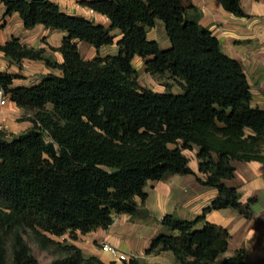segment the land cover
<instances>
[{"label": "trees", "instance_id": "16d2710c", "mask_svg": "<svg viewBox=\"0 0 264 264\" xmlns=\"http://www.w3.org/2000/svg\"><path fill=\"white\" fill-rule=\"evenodd\" d=\"M0 1L5 16L18 13L28 29L43 24L66 32L62 45L51 47L63 54L62 63L47 56L44 47L18 37L0 43L11 61L43 60L62 70L32 86H15L24 76L0 69V87L34 113L31 128L11 137L0 131V264H118L86 257L77 245H61L45 233L75 239L77 231L109 228L119 214L146 217L149 212L139 199L148 198V183L173 174L196 175L218 195L194 218L166 214L146 252L172 251L180 264H248L246 247L219 260L229 250L232 234L207 216L229 208L251 218L239 187L226 180L236 177L235 161L264 163V109L253 105L241 62L189 15L191 0L80 1L106 15L110 26L68 13L54 0ZM219 1L237 16H250L241 0ZM158 21L165 25L169 48L149 38ZM81 41L98 49L117 43L119 52L86 59ZM136 56L149 73L178 80L181 91L142 85ZM49 139L57 153L48 147ZM195 146L204 178L184 153ZM23 226L33 229L44 245H60L64 255L41 262L24 238ZM125 264L140 262L133 258Z\"/></svg>", "mask_w": 264, "mask_h": 264}, {"label": "crops", "instance_id": "0c3cea01", "mask_svg": "<svg viewBox=\"0 0 264 264\" xmlns=\"http://www.w3.org/2000/svg\"><path fill=\"white\" fill-rule=\"evenodd\" d=\"M58 2L64 11L71 14H79L97 23L110 26V20L106 15L95 12L80 3L81 0H54ZM194 7L188 10L189 15L197 19L203 26L210 29L221 41L225 52L231 57L236 58L243 65L254 93L253 105L264 109V0H241L244 10L250 14L248 17L237 16L226 10L219 0H191ZM6 6L0 1V43L18 37L22 43L30 46L44 47L46 55L54 61L62 63L64 56L60 51L53 50L51 47H60L66 32L52 30L43 24L34 28L25 27L23 19L18 13L5 16ZM163 29V39L160 38L157 29ZM165 25L158 21L157 25L149 29V38L158 40L162 48L171 46V41L165 34ZM46 38L43 40V38ZM120 38L117 37V40ZM81 54L86 59H91L99 54H113L110 48H118L117 43L104 45L99 49L88 42L79 43ZM136 58V57H135ZM139 65L146 69L145 61L140 57ZM144 65V67H143ZM0 69L11 73H19L24 78L16 79L14 85L32 86L41 81L43 76L56 73L62 74V70L48 66L43 60L24 59L21 63L9 60L0 51ZM140 70V71H141ZM162 92V91H160ZM176 92V91H175ZM25 109L18 106L10 98L7 104L0 105V122L6 117L5 133L11 137L23 130V124L18 118ZM27 127L31 128L33 122L29 121ZM257 165L258 161H251ZM197 174L204 178L199 167L193 168ZM172 180H179L180 186L174 187ZM153 188L149 189L150 183ZM148 198L145 206L149 212L146 217L136 219L131 214H119L115 216L113 224L107 228H98L88 233L77 231L76 238L73 239L69 234L63 236L69 243H73L83 250L85 256H97L106 263L116 261L117 257L102 249L104 242L117 246L122 252L128 253L140 264H163V257L173 260L176 255L172 251L162 254H149L146 252L152 239L160 231L162 218L169 213H176L182 218H194L201 214L203 209L208 206L218 195L217 189H211L201 184L196 175L173 174L160 181H150L146 187ZM140 204H142L139 201ZM231 209L213 210L208 213V220L227 225V216H234ZM244 242V240H243ZM243 244V243H242ZM241 244L230 243V248L223 253V258L232 255ZM109 253V252H108ZM254 250H251L249 257H253ZM250 259V258H249ZM248 260V264H250ZM123 262V261H121ZM162 262V263H161Z\"/></svg>", "mask_w": 264, "mask_h": 264}, {"label": "rangeland", "instance_id": "374dc122", "mask_svg": "<svg viewBox=\"0 0 264 264\" xmlns=\"http://www.w3.org/2000/svg\"><path fill=\"white\" fill-rule=\"evenodd\" d=\"M157 32L160 38L163 39V29L159 27L157 29ZM165 34L167 36L166 30H165ZM45 39L46 38L44 37L43 40ZM110 51L111 53L116 54L119 52V49L111 47ZM138 57L139 56H136V58H134L133 63L138 71L139 80L142 85L152 88L156 91H162V92L166 91L167 89H172L176 92L181 91V83L178 80L170 77L168 74H164V75L151 74L146 69L141 70L142 63H140L139 65V59H137ZM33 114H34L33 112H29L25 110L24 113H22L18 118V121L23 124L22 132L29 129V127H27L26 125H28L29 124L28 122L31 121L30 118L31 116H33ZM172 146L174 147L175 145ZM184 153L190 159V165L192 166V168L199 167L200 169V159L198 158V147L195 146L193 149H186L184 150ZM234 164L236 166V177L232 180H226V182L229 185L239 187V190L242 193V201L245 204L250 205L252 216L251 218H246L238 211L231 209L233 210L235 215L226 217L227 219L226 227H228L229 230L231 231L232 234L231 242L234 243V245L241 244L239 248L246 247L249 250V255L251 253V250H254V254L256 255L253 256L252 258L248 257L247 259V261L250 260L249 261L250 264H264V163L257 165L254 162L235 161ZM201 175L205 177L203 173ZM172 179L173 178H171L170 180L174 181L173 182L174 187L179 188L181 181L179 182V180L177 181ZM153 184L155 183L153 182L150 183L149 189H151V187L153 188ZM208 188L216 189L213 187H208ZM250 198H254V201L251 202ZM139 201L142 203L141 205L144 207L145 202H142L141 199H139ZM135 218L142 219V216H135ZM21 232L24 238L26 239V241L28 242V244L30 245L32 249V253L41 262L50 263L55 259L60 258L64 255V252L60 245L51 242H49L47 245H44L38 239L36 232L30 227L23 226L21 228ZM45 234L46 236L55 239L61 245L69 243L67 239H64V237L54 236L50 233H45ZM12 242H13L12 236L11 235L7 236L6 249H7V258L9 261L12 259V255H13ZM106 254H110V253L106 252ZM222 258H223V254L220 256L219 260H222ZM161 261H163V264H180L177 260V257H175L174 260L169 257H163ZM119 264H125V262H121L119 260Z\"/></svg>", "mask_w": 264, "mask_h": 264}, {"label": "built area", "instance_id": "2783aa9c", "mask_svg": "<svg viewBox=\"0 0 264 264\" xmlns=\"http://www.w3.org/2000/svg\"><path fill=\"white\" fill-rule=\"evenodd\" d=\"M8 100H9V95L6 93L4 88L0 87V105L3 106L7 104ZM5 122H6V117H3L0 122V131L5 132V126H4ZM102 249L104 251L111 253L113 256L117 257L118 260L123 262H127L130 259L135 258V255L130 256L128 253L122 252L117 246H114L107 242H104L102 244Z\"/></svg>", "mask_w": 264, "mask_h": 264}, {"label": "water", "instance_id": "95a60500", "mask_svg": "<svg viewBox=\"0 0 264 264\" xmlns=\"http://www.w3.org/2000/svg\"><path fill=\"white\" fill-rule=\"evenodd\" d=\"M93 21H95V19H93ZM48 147L53 153H57V146L53 140L48 142Z\"/></svg>", "mask_w": 264, "mask_h": 264}]
</instances>
